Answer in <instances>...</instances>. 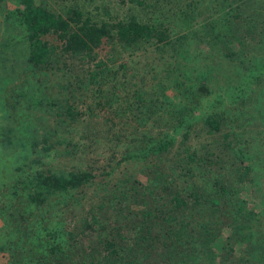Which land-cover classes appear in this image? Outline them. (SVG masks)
Listing matches in <instances>:
<instances>
[{
  "label": "rangeland",
  "instance_id": "374dc122",
  "mask_svg": "<svg viewBox=\"0 0 264 264\" xmlns=\"http://www.w3.org/2000/svg\"><path fill=\"white\" fill-rule=\"evenodd\" d=\"M34 2L64 17L79 9L97 22L161 20L167 37L134 50L107 47L98 57L117 59H105L111 70L92 86L66 55L53 66H31L23 31L8 18L20 0H0V264L16 263L6 245L29 248L39 230L66 251L65 264H74L65 229L80 227L86 211L103 202L100 214L110 220L128 203L181 225L183 264H264V0ZM181 116L187 124L170 152L138 154ZM86 170L106 174L40 207L17 182L36 172ZM167 184L188 199L186 209L167 212ZM124 190L130 196H118ZM80 238L99 249L96 236ZM172 248L159 244L145 264H168ZM88 252L80 262L96 264Z\"/></svg>",
  "mask_w": 264,
  "mask_h": 264
},
{
  "label": "trees",
  "instance_id": "16d2710c",
  "mask_svg": "<svg viewBox=\"0 0 264 264\" xmlns=\"http://www.w3.org/2000/svg\"><path fill=\"white\" fill-rule=\"evenodd\" d=\"M70 10L71 14L64 17L37 5L34 0H20L19 8L15 10V13H12L13 16H8L23 31V40L28 48L27 62L31 66H53L58 56L66 55L69 56L67 57L69 60L75 62L78 69L86 74L90 84L94 86L103 82L108 71L111 70L105 59L109 58L112 62L117 59L115 54L109 57H98L101 51L107 47L111 51H115L118 45H123L122 48L125 47L127 50H134L133 48L145 46L152 39H157L160 42L167 37V29L159 28V26H163L161 20L150 23L132 15L124 20L97 22L79 9ZM57 61L59 60L57 59ZM122 66L127 67L125 63ZM201 89L207 94L211 93L205 85H202ZM26 94H30V91H27ZM216 96L220 100L216 101L217 103L223 102L225 99L222 94L218 93ZM180 113L185 115L186 110L182 108ZM57 114L61 113L57 112ZM208 122L215 129L221 128L218 116L210 115ZM184 124H187L186 117H179L177 125L163 139H151L148 144L145 142L138 148V154L140 156H162L170 152L171 146L177 140L178 130L183 129ZM105 174L98 170L71 172L66 175L36 172L34 175L26 176L23 181L18 180L17 182L23 184L24 194L28 201L40 207L54 196L76 191L83 186L101 180ZM175 189L171 184H167L165 187L167 194L172 196L170 199L172 205H169L167 212L170 208L181 211L189 205L188 199L182 197L180 191ZM122 192L118 196H130L126 190ZM117 199L119 198L117 197ZM195 199L201 200L199 197ZM215 201L218 203L217 198ZM104 205L105 202L99 205V208L86 211L87 215L81 218L80 227L65 229L68 239L72 240L71 246L72 250L74 249L72 253L78 257L74 264H82L80 261L85 259L84 253L89 250L90 253L88 252L86 259L90 258L96 264H145V259L150 258L152 251L156 250L161 243L166 248L171 245L173 247L170 249L171 257L168 264H183L181 254H178L177 251L181 239L178 235L181 225L178 223L166 224L169 222L165 218L166 214L160 215L148 208L137 209L138 212L131 211L128 203L117 205L115 207L116 217L114 220H110L100 214L102 210H105ZM131 212L133 215H130ZM262 213L264 215V210ZM173 218L175 217L170 212L169 220ZM52 232L48 231L46 234L49 235ZM82 232L98 238V250H91L81 242ZM43 237V231H37L33 244H29V248H21V250H19V245H11L12 242L6 245L8 246H5L6 250H10L12 256L16 258V263L12 264H65V259L62 257L66 251H62L60 246L55 247L50 240H43ZM172 238H176L175 242H172Z\"/></svg>",
  "mask_w": 264,
  "mask_h": 264
}]
</instances>
